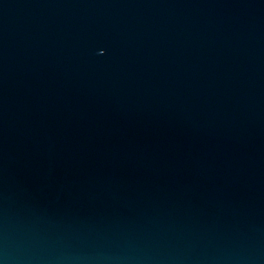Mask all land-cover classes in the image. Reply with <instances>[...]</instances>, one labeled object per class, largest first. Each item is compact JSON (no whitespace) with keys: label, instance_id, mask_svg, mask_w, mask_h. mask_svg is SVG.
<instances>
[{"label":"water","instance_id":"95a60500","mask_svg":"<svg viewBox=\"0 0 264 264\" xmlns=\"http://www.w3.org/2000/svg\"><path fill=\"white\" fill-rule=\"evenodd\" d=\"M0 264H264V0H0Z\"/></svg>","mask_w":264,"mask_h":264}]
</instances>
